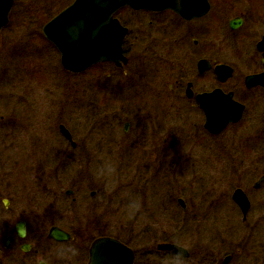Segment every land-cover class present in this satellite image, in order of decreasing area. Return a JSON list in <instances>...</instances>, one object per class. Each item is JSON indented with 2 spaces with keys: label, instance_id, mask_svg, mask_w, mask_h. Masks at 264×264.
Wrapping results in <instances>:
<instances>
[{
  "label": "flooded vegetation",
  "instance_id": "1",
  "mask_svg": "<svg viewBox=\"0 0 264 264\" xmlns=\"http://www.w3.org/2000/svg\"><path fill=\"white\" fill-rule=\"evenodd\" d=\"M208 4L204 15L188 20L172 11H143V43H146L145 50L151 49L154 55L149 61L144 59L141 66L138 61L133 62L137 56L133 59L128 54L126 48L134 45L129 39L131 27H125L128 33L123 52L128 63L121 66L101 63L93 67L100 70L109 67L108 78H119L110 86V94L106 96L110 103H105L108 109L101 107V116L106 114L113 118L124 109L120 102L131 104L132 99L141 103L137 110L143 111L141 95L143 90L145 92L142 86L145 77L142 72L155 67L161 79L155 92L160 109L178 112L176 115L199 113L202 120L198 121L203 122L202 129L208 139L222 138L229 129L239 127L246 116L249 118L246 127L251 128L255 136V150L248 153L249 156L238 151L216 157V160L221 164L239 165L238 169L227 170L233 175L239 172L248 175L250 189L237 183L225 184L227 173L224 171L227 170L221 172V184H217L220 178L217 174L211 177L214 183L198 190L180 192L171 186L165 195L168 200L159 208L172 230L163 231L160 241L152 247L143 248V238L140 239L138 248L132 242L129 216L125 215L124 226L116 224L111 204L113 186L92 184L88 181L90 178H86L64 191L70 204L53 215H49L52 211L47 209L44 215L36 217L32 203L27 210H18L13 231L5 238L3 247L0 246V264H89L91 247L102 238L117 240L128 247L133 252V264H264V0H208ZM133 35L137 40L138 35ZM127 68L130 71L123 72ZM139 69L142 71L137 72ZM102 87L101 83L103 90ZM97 95L103 98L100 91ZM230 108L242 111L237 123L217 133L205 127L207 109L229 111ZM182 119L190 122L192 117L186 115ZM131 125L125 122L124 131ZM93 129L95 131V127ZM83 131L92 133L87 128ZM93 135L94 132L77 141L79 158L97 156L99 141ZM133 138V143L142 149L143 135ZM179 144L178 138L170 133L161 141L166 150L161 149L158 161L163 178L172 171L173 163L176 165L182 158L175 151ZM95 173L101 175L103 170H95ZM237 190H242L247 197L246 212L234 201ZM3 203V210H8L9 201ZM56 214L61 218L54 219ZM55 228L65 233V240L51 238V230ZM119 260L125 262L127 258L122 256Z\"/></svg>",
  "mask_w": 264,
  "mask_h": 264
},
{
  "label": "rangeland",
  "instance_id": "2",
  "mask_svg": "<svg viewBox=\"0 0 264 264\" xmlns=\"http://www.w3.org/2000/svg\"><path fill=\"white\" fill-rule=\"evenodd\" d=\"M33 3L32 0H15L10 23L0 30V246L3 247L5 238L11 235L18 210H27L32 203L36 217L44 215L47 209L52 211L49 215H53L70 204L64 191L86 178H90L88 181L92 184L113 186L111 204L116 224L124 226L125 215L129 216L134 247L139 248L142 240L143 248L155 246L163 231L172 230L159 208L168 200L165 195L171 186L180 192L198 190L214 183L211 177L217 174L220 176L217 184H221L222 170L238 169L239 165L221 164L216 157L238 151L249 156L248 153L255 150V136L251 128L246 127L249 118L246 116L239 127L229 129L222 138L208 139L202 129L203 122L198 121L202 120L199 113L179 112L182 118L192 117L188 122L178 117V112L160 109L155 92L161 79L155 67L142 72L145 77L142 85L145 92L143 90L141 95L143 111L137 110L141 103L132 99L131 104L120 102L124 109L113 118L106 114L101 116V107L108 109L105 103H110L107 98L110 86L119 78L112 77V81L108 78L109 67L91 68L83 76L65 71L60 53L42 33L46 10L31 15V5L37 6ZM47 5L42 8L41 1L37 7L46 9ZM142 13L125 8L117 14L124 26L131 27V32L138 35L135 40L131 33L129 39L134 47L128 45L126 49L133 59L137 56L133 62L138 61L140 66L144 59L149 61L154 55L151 49L145 50ZM129 71L130 68L123 70ZM98 91L103 98L98 97ZM138 116L142 124L137 122ZM125 122L132 123L127 132L123 128ZM60 126L69 131L72 141H65ZM84 128L92 133L85 134ZM93 132L99 141L97 156L79 158L77 141ZM169 133L180 141L175 151L182 158L176 165L173 163L172 171L163 178L159 157L161 149H165L161 141ZM136 135H143L142 149L133 143ZM100 154L103 155L98 156ZM187 162L191 164L186 165ZM100 169L103 173L97 175L95 170ZM224 172L227 173L225 184L237 183L250 189L248 175ZM4 200L9 201L6 211L3 210ZM55 216L56 220L61 218L58 214Z\"/></svg>",
  "mask_w": 264,
  "mask_h": 264
},
{
  "label": "water",
  "instance_id": "3",
  "mask_svg": "<svg viewBox=\"0 0 264 264\" xmlns=\"http://www.w3.org/2000/svg\"><path fill=\"white\" fill-rule=\"evenodd\" d=\"M14 2L0 0V30L9 24ZM125 7L134 11L149 10L157 13L171 10L188 20L204 15L209 4L208 0H75L42 30L45 38L59 51L61 65L66 71L80 74L103 62H112L118 66L127 63L122 48L127 29L114 18ZM234 110L207 109L205 127L217 133L228 124L237 123L242 111ZM60 129L61 134L72 141L69 131L64 126H60ZM233 198L245 212L248 210L249 203L242 190H237ZM50 236L56 240H65V233L56 228L51 230ZM89 253V264H133L134 260L133 252L128 247L109 238L95 241ZM122 256H126L125 262H120Z\"/></svg>",
  "mask_w": 264,
  "mask_h": 264
},
{
  "label": "trees",
  "instance_id": "4",
  "mask_svg": "<svg viewBox=\"0 0 264 264\" xmlns=\"http://www.w3.org/2000/svg\"><path fill=\"white\" fill-rule=\"evenodd\" d=\"M43 1L44 6H42V8L49 3L48 7L46 9H39L40 7H37L40 2ZM74 0H32V4H34L33 2H36V5H31V15L36 14L37 11H42V10H46L44 11V18H42V23L45 25L48 21H50L54 16H56L58 13H60L63 9H65V7H68ZM29 8V9H30ZM51 10V11H49ZM40 11V12H41Z\"/></svg>",
  "mask_w": 264,
  "mask_h": 264
}]
</instances>
